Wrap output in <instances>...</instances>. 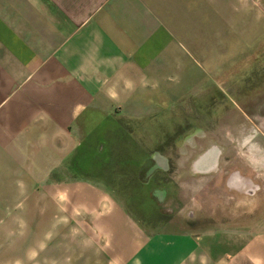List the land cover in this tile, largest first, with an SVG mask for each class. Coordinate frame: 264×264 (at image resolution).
<instances>
[{
    "label": "rangeland",
    "instance_id": "rangeland-1",
    "mask_svg": "<svg viewBox=\"0 0 264 264\" xmlns=\"http://www.w3.org/2000/svg\"><path fill=\"white\" fill-rule=\"evenodd\" d=\"M252 3L221 25L214 58L190 64L201 98L157 121L106 122L70 162L75 176L63 165L21 184L20 168L0 169V264H116L107 252L123 236L261 229L247 228L264 219V0Z\"/></svg>",
    "mask_w": 264,
    "mask_h": 264
},
{
    "label": "crops",
    "instance_id": "crops-1",
    "mask_svg": "<svg viewBox=\"0 0 264 264\" xmlns=\"http://www.w3.org/2000/svg\"><path fill=\"white\" fill-rule=\"evenodd\" d=\"M252 8V0H0V169L20 168L7 174L21 184L46 183L63 165L75 176L70 162L106 122L157 121L201 98L198 79L190 91V64L214 58L221 25ZM116 214L129 228L125 208ZM247 228L261 229L120 236L107 253L116 264H264V219Z\"/></svg>",
    "mask_w": 264,
    "mask_h": 264
},
{
    "label": "trees",
    "instance_id": "trees-1",
    "mask_svg": "<svg viewBox=\"0 0 264 264\" xmlns=\"http://www.w3.org/2000/svg\"><path fill=\"white\" fill-rule=\"evenodd\" d=\"M86 143V142H85ZM85 143H84V146H85ZM84 149V148H83ZM81 150V149H80ZM76 157V156H75ZM134 170V172L136 171V168H134L133 169ZM137 185L139 186V187H137ZM135 188L136 189H140L141 190V188H140V184H135ZM137 191H139V190H137ZM140 192V191H139ZM138 192V193H139ZM137 193V192H136ZM135 194V193H134ZM136 195V194H135ZM136 200H138V201H136ZM136 200L134 201V199H133V202H134V207L135 208H137V209H140L139 211H141V209H143L144 207V205H143V201H142V199H140V196L138 197V198H136ZM145 209V208H144Z\"/></svg>",
    "mask_w": 264,
    "mask_h": 264
}]
</instances>
